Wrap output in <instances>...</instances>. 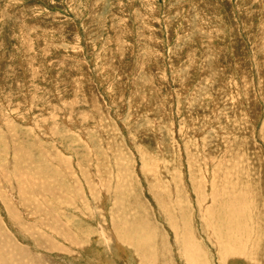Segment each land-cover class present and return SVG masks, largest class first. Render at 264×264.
<instances>
[{"label": "rangeland", "instance_id": "1", "mask_svg": "<svg viewBox=\"0 0 264 264\" xmlns=\"http://www.w3.org/2000/svg\"><path fill=\"white\" fill-rule=\"evenodd\" d=\"M100 262L264 264V0H0V264Z\"/></svg>", "mask_w": 264, "mask_h": 264}, {"label": "bare ground", "instance_id": "2", "mask_svg": "<svg viewBox=\"0 0 264 264\" xmlns=\"http://www.w3.org/2000/svg\"><path fill=\"white\" fill-rule=\"evenodd\" d=\"M107 124V123H106ZM177 124V123H176ZM238 126V125H237ZM200 130V129H199ZM216 172V171H215ZM75 230V229H74ZM211 231V230H210ZM117 244V243H116ZM120 247V249L121 248H123V247H121V246H119ZM92 248V247H91ZM124 250V249H123ZM229 257V256H228ZM97 258V257H96ZM103 262V261H102ZM102 262H100V263H102ZM105 263V262H104ZM103 264V263H102Z\"/></svg>", "mask_w": 264, "mask_h": 264}]
</instances>
